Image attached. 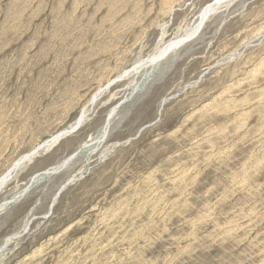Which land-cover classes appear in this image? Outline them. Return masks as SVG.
I'll use <instances>...</instances> for the list:
<instances>
[{"label":"rangeland","instance_id":"374dc122","mask_svg":"<svg viewBox=\"0 0 264 264\" xmlns=\"http://www.w3.org/2000/svg\"><path fill=\"white\" fill-rule=\"evenodd\" d=\"M214 1L0 0V264H264V0Z\"/></svg>","mask_w":264,"mask_h":264},{"label":"bare ground","instance_id":"6f19581e","mask_svg":"<svg viewBox=\"0 0 264 264\" xmlns=\"http://www.w3.org/2000/svg\"><path fill=\"white\" fill-rule=\"evenodd\" d=\"M222 2V0H215L212 4L208 5L202 12L201 15L199 17V21L198 24L196 26V31H199V29H201L202 25L204 24V22L207 20L208 16L211 15L212 13H214V11H216L217 7L220 5V3ZM185 37H188V35H186ZM181 38L179 40H177L175 43L170 44L167 48H165L164 50H162L158 55H156L151 62L155 63L158 59H160L161 57H164L166 55L167 52H169L170 50H174L175 48H177L178 46H180L182 43H184L186 41V38ZM84 117L82 116L76 126H79L82 122H83ZM63 135L57 136L54 139H51L49 142H46L43 146H41L40 148H38L36 151H34L32 154L23 157L18 163H20L19 165L23 164V162H26L27 160H31L33 159V157H35L37 155V153H39L41 150L43 149H48L51 147V145L55 144L58 140H60V138ZM19 168V167H18ZM17 169V166L15 165L13 167V169L11 171H9L4 177H2L0 179V189L3 188V186L5 185L6 181H8L9 177L12 175V173H14ZM58 169V168H57ZM18 170V169H17ZM59 170V169H58ZM55 170H52V172H54ZM56 172V171H55Z\"/></svg>","mask_w":264,"mask_h":264}]
</instances>
